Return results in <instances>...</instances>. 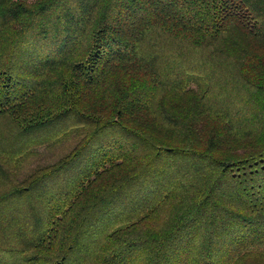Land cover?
I'll return each mask as SVG.
<instances>
[{"label": "trees", "instance_id": "16d2710c", "mask_svg": "<svg viewBox=\"0 0 264 264\" xmlns=\"http://www.w3.org/2000/svg\"><path fill=\"white\" fill-rule=\"evenodd\" d=\"M0 264H264V0H0Z\"/></svg>", "mask_w": 264, "mask_h": 264}, {"label": "rangeland", "instance_id": "374dc122", "mask_svg": "<svg viewBox=\"0 0 264 264\" xmlns=\"http://www.w3.org/2000/svg\"><path fill=\"white\" fill-rule=\"evenodd\" d=\"M66 132V131H65ZM68 132L60 135V140L55 139L52 143L40 145L33 147L31 152L28 154L29 157L26 159V169L31 170L34 167L45 165L48 163H53L57 161L62 155H64L72 147V137ZM70 138V139H69ZM25 167V166H24ZM126 216V215H125ZM122 217V216H121ZM120 218H113L111 225H122L126 224L128 220H119ZM124 219V218H123Z\"/></svg>", "mask_w": 264, "mask_h": 264}]
</instances>
